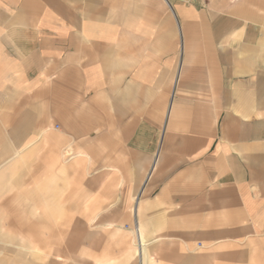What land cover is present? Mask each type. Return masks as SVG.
Returning <instances> with one entry per match:
<instances>
[{
	"label": "crops",
	"instance_id": "obj_1",
	"mask_svg": "<svg viewBox=\"0 0 264 264\" xmlns=\"http://www.w3.org/2000/svg\"><path fill=\"white\" fill-rule=\"evenodd\" d=\"M61 256L264 264V0H0V264Z\"/></svg>",
	"mask_w": 264,
	"mask_h": 264
},
{
	"label": "rangeland",
	"instance_id": "obj_2",
	"mask_svg": "<svg viewBox=\"0 0 264 264\" xmlns=\"http://www.w3.org/2000/svg\"><path fill=\"white\" fill-rule=\"evenodd\" d=\"M89 179H90L89 177H86L84 179V181L89 180ZM110 212H111L110 213L111 217L115 218V219H119V218H122V217L126 219V216H128V215L130 216L129 211L126 212V214H125L124 210L111 209ZM127 221L129 222L130 220H127ZM36 227H38V226H36ZM68 227L69 226H62L61 228H63V232H61V231H57L58 226H56V225H51V226L47 225L48 232H47L46 236L48 238V243H49V241H51V243H52V246H51L52 249H54V247L61 248V249H64V250L70 249L68 247V245H69L68 237L69 236L67 235V231H65V230H67ZM102 227L103 226H101L99 224H88V225L84 226V228L87 229V233L91 234V235H89L90 236L89 238L90 239L92 238L97 243L102 241V243H99V245H107L106 249L109 248V244H110L109 241L106 242V239L108 238V235L111 234V239H110L111 241L117 242L119 239L124 240L126 249H129L130 253L134 252L135 246L133 248L132 236L129 233V231L126 228V226L118 225V226L115 227L118 230L115 229L114 227L104 230V228H102ZM49 229H53L54 232H50ZM81 233L83 234V233H86V232L82 231ZM79 238H81V235H80ZM122 238H124V239H122ZM100 249H101V247H100ZM68 252H70V251H68ZM33 259L37 260V258H33ZM48 259H50V258H48ZM92 259H94V258H92ZM70 260H72V258L70 256H67V257H64V256L62 257L61 256V258L58 259V261L60 263H63V264H67L68 262H70Z\"/></svg>",
	"mask_w": 264,
	"mask_h": 264
}]
</instances>
